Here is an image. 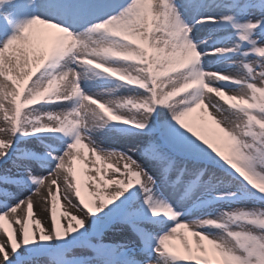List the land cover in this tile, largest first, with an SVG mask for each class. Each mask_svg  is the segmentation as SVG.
Wrapping results in <instances>:
<instances>
[{
    "label": "snow or ice",
    "instance_id": "1",
    "mask_svg": "<svg viewBox=\"0 0 264 264\" xmlns=\"http://www.w3.org/2000/svg\"><path fill=\"white\" fill-rule=\"evenodd\" d=\"M0 230V264H264V0H0Z\"/></svg>",
    "mask_w": 264,
    "mask_h": 264
},
{
    "label": "bare ground",
    "instance_id": "2",
    "mask_svg": "<svg viewBox=\"0 0 264 264\" xmlns=\"http://www.w3.org/2000/svg\"><path fill=\"white\" fill-rule=\"evenodd\" d=\"M232 71H235V70H232ZM126 94H127V93L121 92V95H126ZM81 153H82V155H84V156H88L87 149H82V150H81ZM88 158L91 159L90 156H88ZM76 164H77V168H78V170H79V169H82V168L85 166L81 160H77V161H76ZM90 166H91V165H89V167H90ZM84 175H86V174H82V175H81V179H82V180L84 179ZM82 190H85V189L82 188ZM60 202L64 205L63 209H61V210H67V209L70 207V206H68V205L66 204V202H63L62 197H61V201H60ZM41 209H42V203H41L40 199H39L38 197L35 196V201H34V212H35L36 216H38V217L43 221L44 225H45V226H48V223H47V222H48V219L46 218V217H47V213L43 212ZM18 211H19V210H18ZM58 218H59V215H58ZM5 224H6V226H7V221L5 222ZM14 226H15V225H14ZM30 227H31V225H30ZM189 235H190V234H189ZM4 240H5V235H4L3 231L0 230V243L4 242ZM174 243H176V244L179 245V244H180V241L177 239L176 241H174ZM181 249H182V248H180V251L182 252Z\"/></svg>",
    "mask_w": 264,
    "mask_h": 264
},
{
    "label": "rangeland",
    "instance_id": "3",
    "mask_svg": "<svg viewBox=\"0 0 264 264\" xmlns=\"http://www.w3.org/2000/svg\"><path fill=\"white\" fill-rule=\"evenodd\" d=\"M33 201H35V196L33 197ZM47 223H48V222H47ZM180 248H182V246H181ZM181 250L183 251V248H182Z\"/></svg>",
    "mask_w": 264,
    "mask_h": 264
}]
</instances>
